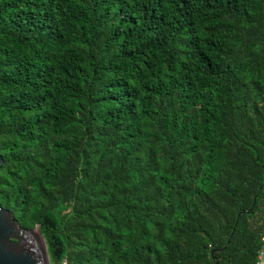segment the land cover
<instances>
[{
  "label": "trees",
  "instance_id": "trees-1",
  "mask_svg": "<svg viewBox=\"0 0 264 264\" xmlns=\"http://www.w3.org/2000/svg\"><path fill=\"white\" fill-rule=\"evenodd\" d=\"M0 158L50 264H253L264 0H0Z\"/></svg>",
  "mask_w": 264,
  "mask_h": 264
},
{
  "label": "water",
  "instance_id": "water-1",
  "mask_svg": "<svg viewBox=\"0 0 264 264\" xmlns=\"http://www.w3.org/2000/svg\"><path fill=\"white\" fill-rule=\"evenodd\" d=\"M0 264H50L37 225L31 228L21 227L12 212L2 207H0Z\"/></svg>",
  "mask_w": 264,
  "mask_h": 264
},
{
  "label": "built area",
  "instance_id": "built-area-1",
  "mask_svg": "<svg viewBox=\"0 0 264 264\" xmlns=\"http://www.w3.org/2000/svg\"><path fill=\"white\" fill-rule=\"evenodd\" d=\"M259 246L256 250L253 264H264V233L258 237ZM57 264H66L64 259H61Z\"/></svg>",
  "mask_w": 264,
  "mask_h": 264
}]
</instances>
